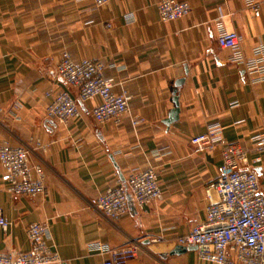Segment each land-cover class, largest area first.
<instances>
[{"label":"crops","instance_id":"1","mask_svg":"<svg viewBox=\"0 0 264 264\" xmlns=\"http://www.w3.org/2000/svg\"><path fill=\"white\" fill-rule=\"evenodd\" d=\"M161 1L97 8L92 0H0V147L30 148L33 173L40 167L45 183L35 198L11 195L0 165V210L11 223L0 234V252L28 251L27 229L39 223L62 264H103L99 244L133 246L127 264H212L195 248L172 252L205 220L207 186L218 178L228 144L248 152L264 195V153L251 140L264 136V81H254L217 42L221 29L235 32L243 58H253L264 44V0H178L190 13L167 23L158 15ZM64 53L102 64L114 92L132 96L119 124L93 118L98 101L80 104L81 117L68 124L47 119L54 95L78 96L56 74ZM176 96L179 117L167 125ZM212 126L221 129V143L195 153L192 138ZM147 169L156 170L162 199L143 210L131 204L118 222L103 218L99 197Z\"/></svg>","mask_w":264,"mask_h":264},{"label":"built area","instance_id":"2","mask_svg":"<svg viewBox=\"0 0 264 264\" xmlns=\"http://www.w3.org/2000/svg\"><path fill=\"white\" fill-rule=\"evenodd\" d=\"M92 1L100 8L114 0ZM253 1L249 0V5ZM190 10L187 2L178 0H163L157 8L164 23L178 21L188 16ZM255 15H260L259 10H255ZM217 42L222 49L232 51V61L243 65L254 81H264V44L254 49L253 58L244 59L239 34L221 29ZM103 70V65L98 62L88 59L76 62L69 53H64L56 74L66 85L75 88L78 96L74 98L67 91L54 95L46 108L47 119L68 124L81 117L80 104L98 101L92 110L93 118L98 123L119 124L128 114L132 96L127 91L114 92L116 82L106 78ZM141 123V120H133L134 126ZM220 133L218 126H212L204 134L193 137L194 152L213 151L221 143ZM251 140L258 155L264 153V136L254 134ZM30 153L27 146L5 144L0 147L2 181L11 195L35 198L45 193L44 174L40 167H36L38 176L35 177L29 161ZM126 188L139 210L162 199L156 170L131 172L124 182L107 189L95 203L103 218L118 222L128 213ZM207 199L205 220L196 224L189 234L180 237L177 243L196 246L199 258L212 264H264V195L260 191L258 175L250 167L247 151L236 144L223 148L219 176L207 186ZM10 226L0 210V234H6ZM46 230L39 223L30 225L27 229L30 249L18 253L0 252V264H62L45 240ZM96 249L106 258L103 264H127L137 253L130 245L110 248L99 244Z\"/></svg>","mask_w":264,"mask_h":264},{"label":"water","instance_id":"3","mask_svg":"<svg viewBox=\"0 0 264 264\" xmlns=\"http://www.w3.org/2000/svg\"><path fill=\"white\" fill-rule=\"evenodd\" d=\"M184 83V80L181 79L179 80L177 83H176V87L179 88L183 85ZM175 104H176V109L173 110V112L171 113V115L169 116V119L167 120L166 124L167 125H171L172 123H174L175 121H177L178 117H179V103H178V97L176 96L175 97V100H174ZM124 182V181H123ZM126 191H127V201H128V206H130L131 204L134 205V201H133V198L129 192V190L126 188ZM191 248H195L197 249L196 246H177L174 251L172 252V254L174 255H180V254H183L185 252H187L189 249Z\"/></svg>","mask_w":264,"mask_h":264}]
</instances>
